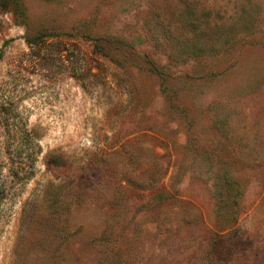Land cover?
I'll use <instances>...</instances> for the list:
<instances>
[{"label": "rangeland", "instance_id": "1", "mask_svg": "<svg viewBox=\"0 0 264 264\" xmlns=\"http://www.w3.org/2000/svg\"><path fill=\"white\" fill-rule=\"evenodd\" d=\"M0 264H264V0H0Z\"/></svg>", "mask_w": 264, "mask_h": 264}, {"label": "trees", "instance_id": "2", "mask_svg": "<svg viewBox=\"0 0 264 264\" xmlns=\"http://www.w3.org/2000/svg\"><path fill=\"white\" fill-rule=\"evenodd\" d=\"M50 33L49 32H40L37 33L35 35L29 36L27 38V40L29 41V43L31 45H33L34 43H37L39 41H45L46 37L49 36ZM93 40L95 41H101V38L99 37H93ZM63 42H61L62 44ZM107 45L101 43V45L106 46V48L108 50H102L100 52V54L104 55V56H108L110 53L111 55V42L110 40H106ZM65 49V45L61 48V53H63ZM113 53V52H112ZM26 137H29V134H26ZM27 143L23 142V141H18L16 143V164H13L9 167V169L12 170V175L16 176V184L19 185H24L26 183V181L28 179H30L32 177V175H34V166H32V163L35 159V157H33L31 154H26L24 151V145H26Z\"/></svg>", "mask_w": 264, "mask_h": 264}]
</instances>
